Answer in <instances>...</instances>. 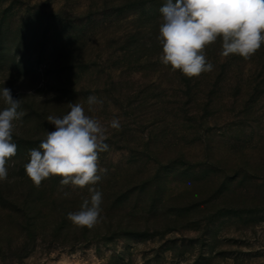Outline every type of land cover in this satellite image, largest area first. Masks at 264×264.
<instances>
[{"label": "rangeland", "instance_id": "rangeland-1", "mask_svg": "<svg viewBox=\"0 0 264 264\" xmlns=\"http://www.w3.org/2000/svg\"><path fill=\"white\" fill-rule=\"evenodd\" d=\"M165 2L0 0V111L6 87L24 113L0 181V264H264V44L245 60L221 56L218 38L204 50L212 72H173L159 60ZM89 96L103 101L91 112ZM76 102L120 121L106 172L94 186L36 187L29 150ZM90 187L102 211L79 227L67 215Z\"/></svg>", "mask_w": 264, "mask_h": 264}, {"label": "clouds", "instance_id": "clouds-1", "mask_svg": "<svg viewBox=\"0 0 264 264\" xmlns=\"http://www.w3.org/2000/svg\"><path fill=\"white\" fill-rule=\"evenodd\" d=\"M160 14L159 60L188 78L214 70L204 50L218 38L222 40L221 56L235 54L245 60L264 44V0H166ZM2 98L7 106L0 111V181H6L9 161L17 154L13 142L15 122L24 113L18 111L21 99H15L10 89H2ZM102 103L96 96H89L88 111ZM67 107L69 111L62 118L47 117L55 130L47 132L39 148L29 150L30 160L24 168L36 187L52 176L62 177V186H94L102 179L100 173L106 172L99 166V156L109 150L105 142L108 131L120 128L119 119L114 117L105 125L87 114L79 102ZM89 195L90 198L83 199L80 210L67 215L76 226L92 228L98 222L103 195L96 187L89 188Z\"/></svg>", "mask_w": 264, "mask_h": 264}, {"label": "trees", "instance_id": "trees-1", "mask_svg": "<svg viewBox=\"0 0 264 264\" xmlns=\"http://www.w3.org/2000/svg\"><path fill=\"white\" fill-rule=\"evenodd\" d=\"M40 191V190H39ZM8 201V200H7ZM15 202V201H14ZM13 201H9L8 203L10 204L9 205V210L11 211V214L14 216V214H18V210L20 212H23L25 209L22 205L20 204H16L14 203ZM15 209H18L17 211Z\"/></svg>", "mask_w": 264, "mask_h": 264}]
</instances>
